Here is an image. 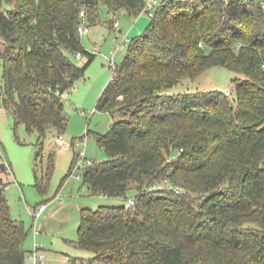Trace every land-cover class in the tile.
Instances as JSON below:
<instances>
[{"label":"trees","instance_id":"trees-1","mask_svg":"<svg viewBox=\"0 0 264 264\" xmlns=\"http://www.w3.org/2000/svg\"><path fill=\"white\" fill-rule=\"evenodd\" d=\"M100 3L138 14L145 0H0L1 104L40 139L69 123L63 94L96 57L82 43L81 10L96 23ZM216 65L245 74L234 98L170 91ZM97 108L114 118L98 134L108 158L82 178L93 194L124 202L81 209L68 240L92 251L89 264H264V0H164ZM53 168L51 160L47 183ZM9 172L0 153V264H26L28 231L10 210Z\"/></svg>","mask_w":264,"mask_h":264},{"label":"rangeland","instance_id":"rangeland-1","mask_svg":"<svg viewBox=\"0 0 264 264\" xmlns=\"http://www.w3.org/2000/svg\"><path fill=\"white\" fill-rule=\"evenodd\" d=\"M151 19L146 13L132 14L124 8L114 13L103 3L99 5L96 23H91L86 15V30L81 32L82 43L87 50L95 52L96 57L85 74L63 94L65 113L69 119L67 127L59 134L55 128H49L41 139L37 131L30 132L24 123L16 124L14 116L1 105L5 62L0 57V153L10 163L6 193L12 216L24 221L28 231L25 240L27 252L35 245H42L48 254V264H70L67 255L82 257L78 262L76 259L77 264H89L87 258L93 255L92 251L66 243L67 239L78 236L81 209L124 202L121 197L93 194L89 185L84 183L82 173L88 160L92 163L108 158L107 151L99 144L98 134L108 131L114 118L109 111L98 109L97 103L112 80L113 65L120 64L128 53L130 41H125V37L131 40L144 32ZM116 20L120 23L119 27L114 26ZM3 48L4 43L0 39V50ZM87 57L84 52L81 58H75L82 64ZM237 77L244 78L245 74L216 65L195 78L182 79L170 91L220 89L234 98V79ZM61 134L66 142L62 147L56 140ZM51 160L54 168L47 183ZM37 175L46 184L44 191L36 183ZM136 193L137 188L133 186L128 196L133 197ZM56 203L62 204L53 216L47 217L42 212L35 214L40 205L45 204V213H48ZM68 203L76 204L71 208L66 206ZM26 264H34L28 253Z\"/></svg>","mask_w":264,"mask_h":264},{"label":"built area","instance_id":"built-area-1","mask_svg":"<svg viewBox=\"0 0 264 264\" xmlns=\"http://www.w3.org/2000/svg\"><path fill=\"white\" fill-rule=\"evenodd\" d=\"M163 1L164 0H145V5L142 8L140 13H146L147 15L152 17L155 14L156 9L163 3ZM86 15L87 14H86L85 9H82L81 10V16H82L83 20L79 26L80 32H84L86 30V26L84 25V20H85ZM119 25H120L119 21L116 20L114 22V26L119 27ZM125 41H130V40L128 37H125ZM76 57L81 58L82 53L77 52ZM113 67H115V65H113ZM56 140H57L58 145L61 147L64 146L66 143L62 134L59 135ZM81 158L84 159V156L81 155ZM90 163H91V161L88 160L87 164H90ZM134 203H135L134 198H130L126 201V205H128V206L133 205ZM45 208H46L45 204L40 205L39 209L37 211H35V214L40 215V213ZM29 256L34 261V264H48L47 251L41 245H35V247L29 252ZM66 259L68 260L69 263L71 262V256L70 255H67Z\"/></svg>","mask_w":264,"mask_h":264},{"label":"crops","instance_id":"crops-1","mask_svg":"<svg viewBox=\"0 0 264 264\" xmlns=\"http://www.w3.org/2000/svg\"><path fill=\"white\" fill-rule=\"evenodd\" d=\"M77 63H79L77 60H76V58L74 59ZM61 204L62 203H56V204H54L53 206H52V208H51V210L48 212V213H45L46 211H47V207L42 211V215H45V216H53L58 210H59V208H61L60 206H61ZM76 204V203H75ZM75 204H72V203H68L66 206H70L71 208H74V206H75ZM78 204V203H77ZM80 205H83L82 203H80ZM73 206V207H72ZM64 209V207H62V210ZM43 225V224H42ZM66 243L68 244V245H70V246H74V247H77V246H75V245H73L72 243H70L69 242V240L67 239L66 240ZM42 246V245H41ZM32 249H30L27 253H28V257H29V259H31L30 258V256H29V252L31 251ZM72 257V256H71ZM80 258H82V257H80ZM80 258H77V262L78 261H80ZM77 264V263H76Z\"/></svg>","mask_w":264,"mask_h":264}]
</instances>
